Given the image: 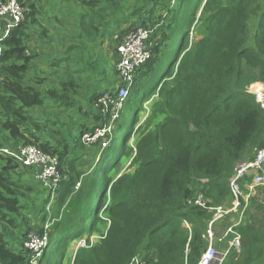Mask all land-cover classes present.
Returning a JSON list of instances; mask_svg holds the SVG:
<instances>
[{
  "label": "trees",
  "instance_id": "obj_1",
  "mask_svg": "<svg viewBox=\"0 0 264 264\" xmlns=\"http://www.w3.org/2000/svg\"><path fill=\"white\" fill-rule=\"evenodd\" d=\"M39 1L26 4L24 22L3 44L0 145L9 149L34 145L56 157L63 178L55 193L56 209L60 211L69 201L74 203L76 214L69 222H53L49 245L37 264H60L70 241L84 233L90 235L102 223L99 213L107 199L110 226L101 240L80 250L78 264H130L136 257L144 264H197L207 247L204 236L212 213L188 205V201L201 195L210 208L229 204L228 183L234 168L264 145V109L247 92L253 83L264 84V0H218L207 16L209 9L202 10L199 21L205 24L211 20L207 23L209 33L194 50H204L207 60L204 63L194 55L191 69L190 53L181 64L179 58L203 0H192L183 20L188 0H59L68 6L64 7L62 22L53 17L60 25V29L52 28L58 38L55 46L50 30L39 24ZM130 23L137 28H155L152 40L157 41L151 58L135 72L129 104L116 129L125 134L111 143L116 156L105 158L109 146L95 165L84 168L80 163L85 150L81 136L108 122L109 118L100 113L101 107L96 106L104 93L113 95L121 82L115 67L116 46L115 63L102 46L106 38L116 35L114 42L118 44L121 29L126 30ZM250 25L254 29L250 30ZM34 35L38 49L63 48L50 57L48 75L36 74L32 64L40 57L37 52L30 53L36 50L29 46ZM172 46L174 50L169 53ZM170 54L169 68L160 73L148 92L159 87L157 97L165 94V103L151 114L154 119L160 116V121L135 145L136 154L129 163L132 172L121 174L113 182L108 170L113 165L118 171L126 152L128 117L129 122H136L146 81L155 63ZM178 61L184 74L172 78L174 87L163 91L158 84L161 78L173 75L170 69ZM86 107L90 110L85 112ZM35 109L43 115H35ZM66 112L81 117L73 121L64 116ZM90 116L92 120L96 117L92 127ZM34 172L32 167L0 155V264H31L23 242L30 231L43 233V227L30 226L21 214L29 208L30 195L40 199L35 188L41 184ZM260 195V202L252 198L248 206L254 214L248 212L233 228L240 237L239 253L230 250L222 264H264V189ZM46 216L44 211L43 223ZM231 237L216 244V249H225Z\"/></svg>",
  "mask_w": 264,
  "mask_h": 264
},
{
  "label": "built area",
  "instance_id": "obj_2",
  "mask_svg": "<svg viewBox=\"0 0 264 264\" xmlns=\"http://www.w3.org/2000/svg\"><path fill=\"white\" fill-rule=\"evenodd\" d=\"M29 1L0 0V58L3 53L4 42L12 31L24 22L26 4ZM154 30L155 28L148 27L131 29L117 44V63L115 67L121 81V87L113 95L111 93H104L100 97L98 101V104L100 103L99 107H101L100 113L102 115L109 113V120L101 127L95 128L93 132L83 134L81 136L83 144L105 140L110 135L111 123L116 120V116L128 98L129 87L133 84L136 70L143 66L152 56L154 45L152 35ZM250 89L254 92L256 103L264 109V84H251L247 88L249 94ZM0 155L10 156L20 166L32 167L35 171V178L41 186L46 189L50 188L51 194L52 191H55L54 194L56 193L57 185L63 179L58 170L56 157L43 153L34 145H19L14 149L5 148L0 145ZM228 187L231 202L227 205L215 208L207 207L201 195H197L188 201V205L197 206L212 213V218L208 222L204 236L207 241V247L197 264H222L230 250L239 253L240 237L234 232L233 228L240 224V219L236 223L231 224L218 239L214 236L213 227L216 222L221 221L228 215L239 213L240 217H242L255 191L264 188V145L257 150L255 157L251 161L236 165L229 179ZM42 227V235L34 230L30 231L23 242L24 248L30 252L31 264H34L36 260L32 255L33 251L36 256H40L49 245L50 238L48 235L50 233V225L45 224ZM230 235L232 237L226 243V248L221 250L216 249V244L223 243L226 237ZM94 244L92 240H81L80 242L78 241L77 247L79 249L90 248ZM130 264H144V262L136 257Z\"/></svg>",
  "mask_w": 264,
  "mask_h": 264
},
{
  "label": "rangeland",
  "instance_id": "obj_3",
  "mask_svg": "<svg viewBox=\"0 0 264 264\" xmlns=\"http://www.w3.org/2000/svg\"><path fill=\"white\" fill-rule=\"evenodd\" d=\"M170 1H171V3H174V0H170ZM217 1L218 0H203L202 4L198 10V13L195 16L194 25L191 26L188 30V38L186 41L187 44H186L184 51L180 54L179 60H180V64H181L182 58H184V56H186L187 54L190 53L191 56H190L189 61H188V66H189L188 68L189 69H191L194 65V55H196L198 57V59H200L202 62L207 60V57L203 54L204 50L195 52L194 47L197 43L203 42L204 37L209 33L207 23H210L211 20L206 22L205 24H201L199 21V18L201 17L200 14L202 15L203 11L207 8V9H209L205 15V16H207L209 14V11L214 8V5L217 3ZM130 2L133 3L132 1H130ZM191 2H192V0H188L184 4L181 20H183L185 18L186 8L188 6H190ZM39 6L41 7V12H42V17H41L39 24H41V27H46L50 30L49 34L54 40V43L52 45L55 46L57 44L58 38H56V35L53 32L52 28L55 27L56 29H60L59 22H62V18H63L62 15L65 12L64 7L68 6V4L67 3L61 4V2L59 0H40ZM60 10H63V12H60ZM201 11H202V13H201ZM156 14H157V12H156ZM158 14H159V12H158ZM53 17L58 18L59 22L58 23L55 22L53 20ZM131 19H132V21L134 20L133 18H131ZM148 23H150V22H148ZM135 26H137V25H133L132 23L127 24L126 30L121 29V31H123V33L120 35V37L121 36L124 37L127 34V32H129V30H131L133 28H137ZM249 28H250V30L254 29V27L252 25H250ZM68 33H71V32L69 31ZM116 37H117V35H116ZM116 37L113 36V38H112L113 41L111 38L110 39L106 38L104 40V43H103L104 45L102 44L103 45L102 46L103 52L105 54H107L109 58L112 57L110 60H111V62L114 60L113 63H115V58H114L115 57V46H117V44H115V42H114ZM156 37H157V34H156ZM35 39H36L35 35L32 36V40L30 41L29 46H30V48L35 47L36 50L33 49L30 53L37 52L38 55H40V57H37L34 60V62H32V64L35 65L36 74L40 75V73L43 72L44 74L48 75L50 73V70L48 69V65H50V62L53 59L50 57L57 55L58 53H60V51H63V48H60L58 51L55 49H52V50L49 49V46H45L46 47L45 50L38 49V47L34 44ZM154 41L156 43L157 39L155 38ZM154 45H153V47H154ZM173 50H174V46L170 47L169 53L173 52ZM51 51H57V52H51ZM171 56H172V54H170V56L167 59H164L163 61H157L155 63L154 71L152 72V74L149 76V78L146 81L147 84L145 86V90H146L145 96L139 102L141 104V109H140V112L137 113L136 122L135 123L129 122V120L131 119V116L128 117V121L126 122V125H125L127 131H125V132L130 133V140L126 144V152L124 150L123 152H125V154L120 158V164L118 166L119 167L118 171H115L113 169V165H110L109 166L110 170H108V177L113 178V182L116 181L120 177L121 174L132 172L133 169H131L129 167V163L132 161V159L134 158V156L136 154V151H135L136 146L135 145L138 144V141H139V139L142 138V136H145L147 133H149V131L152 130L154 124H156L160 121V119H159L160 116L156 117L154 119V118H152L151 114H152V110L155 107L161 108L162 104L165 103V98H164L165 94L157 97L159 87L157 88V90L155 92H152V93H148V92H149L152 84L159 78L160 73L163 70H165L166 68H169L167 66V61L169 62V59L171 58ZM180 64H179V61L177 63H173V67H171V69H170V71L173 70V72H172L173 75L171 77L161 78L158 86L161 87V85H162L163 91H165L166 89H171L174 87V83L171 81L172 78H174L175 76L177 77L178 75L184 74V73L180 72V69H179ZM256 83H259V82H256ZM260 84H262V83H260ZM119 87H121V83L117 86V88H119ZM130 88L131 87H129V89ZM250 94L256 100L254 92L251 89H250ZM126 102L127 103L122 107V109L120 110V112L116 116V120L113 121V123H111L110 135L107 136V138L105 140H100V141H97L94 143H84L83 144L85 150L81 155L80 163L84 164V166H85L84 168H88V167L91 168L93 164L95 165L98 162L100 153L109 146H110V148H109L108 153L105 154V156H106L105 158L113 159L116 156V153H113L111 151V148H112L111 143L113 144V143H115L114 142L115 140L116 141L120 140L122 138L121 136H123L125 134L124 132H119V133L116 132V129L121 124L122 112L124 111L125 107L129 104V100H127ZM98 105L100 106V103ZM98 105L96 106V108H99ZM85 109H86L85 112L90 110L87 107ZM34 111H35L34 114L39 116V117L43 115V111H41L40 109H35ZM46 111H48V110L46 109ZM58 116L61 119L65 118L67 116L68 119H72L73 121H76L79 119V117H81L78 114L68 113V112L64 113L65 117L62 114H58ZM103 116H107L106 119H108L110 114L107 113ZM91 117L92 116H90V118H89V120H90L89 126L90 127H92L95 124V121H93V120L96 118V117H93V120H92ZM104 145H106V146L104 147ZM119 145H122V144L120 143ZM127 148H130V152H128V153H127ZM256 152H257V150H252L251 155H249V154L246 155L244 162L251 161L255 157ZM83 172H85V169H83ZM24 174H25V172H24ZM25 176H27V175H25ZM106 183H107V177L104 179L102 186H104ZM35 189L40 191V195H39L40 199L37 198L36 194L30 195L31 197L29 199V208L27 210H24L21 212L22 216L27 217L28 220L30 221V226H36V228H40L45 224H49L50 228H51L53 222L54 223L55 222L63 223L65 221L69 222L70 219L71 220L75 219L76 209L74 207L75 206L74 203L70 204V202L67 201V203L62 207V209L60 211H57L56 207L58 204V197H57V195L54 194L55 191H52V194H51L50 188L46 189L40 185L36 186ZM263 189L264 188L257 189L252 198H255V200L260 202L262 200V195H260V193ZM47 198L49 200H48L47 204H45V206H44L43 202L46 201ZM252 198H251V200H252ZM108 203H110L109 199H107V201L105 203V207L99 213V217H100L102 223L99 226H97L90 235H87L84 233L77 240L70 241L64 249L65 250L64 256H63V259L60 262V264H78V260H79V256H80V250L89 249L88 247L83 248V249H79L77 247L78 241L80 242L81 240H85V241L92 240L94 243H96L97 241H99L103 238L101 236L105 235L106 230L110 226V219L106 216L107 212L105 210L106 205ZM249 204H250V201H249ZM44 211H45V213H47V216H46L45 222L43 223L42 220H40V219L43 216ZM248 212L250 213V215H253L254 214L253 208L249 209V207H248L243 212L242 217H240L239 213H236L234 215H228V216H226V218H223L221 221L216 222L214 227H213L214 233H220V235H222L224 233V231L226 229V225H225L226 223L225 222H226V220H228L227 218L230 217V219H232L231 224L236 223L239 219H240V222H243L245 220V216L247 215ZM34 213H35V216H34ZM240 213H241V211H240ZM86 229H89V228H86ZM48 236L50 238V234ZM55 245H56V242H55ZM43 253L40 256H38V255L36 256L35 252L33 251L32 255L36 259L34 261V264L38 263L37 260L38 259L40 260Z\"/></svg>",
  "mask_w": 264,
  "mask_h": 264
},
{
  "label": "crops",
  "instance_id": "obj_4",
  "mask_svg": "<svg viewBox=\"0 0 264 264\" xmlns=\"http://www.w3.org/2000/svg\"><path fill=\"white\" fill-rule=\"evenodd\" d=\"M226 218V217H225ZM228 220H226V228L228 227V226H230L229 224H231V222H232V219H230V217L229 218H227ZM223 235V234H222ZM222 235H220V233H214V236H215V238L216 239H218V238H220Z\"/></svg>",
  "mask_w": 264,
  "mask_h": 264
}]
</instances>
